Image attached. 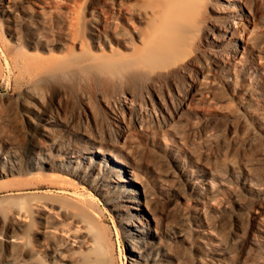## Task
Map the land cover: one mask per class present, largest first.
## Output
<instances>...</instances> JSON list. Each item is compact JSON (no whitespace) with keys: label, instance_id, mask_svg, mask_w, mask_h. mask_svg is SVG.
Segmentation results:
<instances>
[{"label":"bare ground","instance_id":"6f19581e","mask_svg":"<svg viewBox=\"0 0 264 264\" xmlns=\"http://www.w3.org/2000/svg\"><path fill=\"white\" fill-rule=\"evenodd\" d=\"M18 1L0 4L13 11ZM105 2L108 6L101 8L90 0L83 8L41 7L38 21H30L36 36L29 48L40 43L51 49L48 33L57 35L67 52L56 56L28 49L12 56L13 72L27 82L20 98L31 129L29 148L63 150L62 155L40 158L49 166H37L63 171L99 191L132 237L131 264H264V173L254 164L264 160V83L258 78L264 65L255 60L247 64L246 55L262 48L261 34L255 25L241 26L243 19L259 18L258 5L264 11V0ZM53 90L97 97L110 115L108 131L98 125H63L45 103V93ZM227 90L237 100L235 106ZM216 91L222 96L209 97ZM201 103H215L231 119L229 140L206 159L180 131H175L178 143L157 136L162 130H179L188 110ZM133 129L152 138L145 161L150 173L128 145ZM0 149L8 162L23 159L24 150L14 141L0 139ZM5 173L0 168V175ZM63 191L72 201L58 211L36 208L45 234L38 248L26 249L18 231L23 209L10 210L0 229L1 263L39 264L35 259L41 255L61 258L58 264L75 263L78 257L62 251L55 234L62 220L80 230L77 210L93 198L79 190ZM166 196L178 198L176 216L168 220L155 209V202ZM226 227L236 229L232 238L226 239ZM155 233L165 243L159 252L150 240ZM173 234L188 247L179 248L170 239ZM81 264L96 261L85 258Z\"/></svg>","mask_w":264,"mask_h":264},{"label":"rangeland","instance_id":"374dc122","mask_svg":"<svg viewBox=\"0 0 264 264\" xmlns=\"http://www.w3.org/2000/svg\"><path fill=\"white\" fill-rule=\"evenodd\" d=\"M88 3L89 0H20L13 11H4L0 4V139L14 141L24 150L22 160L8 162L7 154L0 149V168L6 172L0 175V229H3L5 221L8 220L10 210L23 209L22 229H18V231L24 236L26 249L38 248L40 241L45 238V234L42 232L43 220L36 208L41 207L44 212H48L47 210L56 212L62 205H67L72 201L71 194L63 191L65 188L72 191L79 190L84 194L90 193L93 198V201L86 203L83 209L76 211L79 214H77L78 219L83 221L82 228L76 230L67 220H62L59 223V230L55 234V239L63 243L62 251L70 255L75 254L78 257L75 263L71 264H81L83 259L91 257L96 261V264H131L129 255L132 252V237L125 233L124 223L118 216V211L114 210L111 204L106 203L99 191L74 177H69L63 171H50L48 168L44 169L37 166L38 163L40 166H49L40 158L49 159L51 155H62L63 150L49 152L45 149L29 148L32 138L31 129L25 115L27 109L22 105L20 98L21 95H24L23 89H25L27 82L17 72H13L11 66L12 56L21 54L20 52L24 53L28 49L56 56L64 55L68 50V46L60 43L57 35H48V33L46 38L52 41L51 49L42 47L40 43L29 48L30 38L36 36L35 30L30 26V21H38L36 14L38 9L46 7L48 10L56 11V9H67L74 6L83 8ZM90 4L97 8L108 6L105 0H90ZM258 7L259 18L256 21L243 19L241 26L252 28L255 25L258 33L261 34L262 48L259 49L261 51L256 48L252 49L246 57L248 59L247 64L250 65L255 60L259 66H263L264 11L260 5ZM258 78L264 83V73L258 75ZM53 91L45 93V103L62 120L63 125L69 124L88 128H94L98 125L108 131L110 115L104 103L97 97L84 99L78 90L70 91L67 94L59 90ZM224 93L226 95L228 93L231 105L235 106L237 100L232 92L227 90ZM209 95V97H220L222 93L216 91L209 93ZM26 98L33 103H39L29 97ZM131 121L129 119L128 123L133 128ZM230 123L231 119L226 112L220 111L215 103L214 105L201 103L200 108L188 110L185 119L180 123L179 130H162L157 136L178 143L180 133L189 143L193 141V146H196L198 154L206 159L208 155L219 153L225 145V141L229 140L231 135L229 136L227 127ZM175 131L180 132L175 133ZM131 134L134 137H132V141L128 142V145L133 146L139 159H142L141 162H144L141 164L142 169L150 173L145 161L150 159L149 147L152 146V138L146 137L136 129H133ZM253 157H255V153ZM254 161L257 170L264 173V160ZM224 171L227 172L228 168H224ZM177 199L176 196H166L157 200L155 202L157 213L165 220L175 217ZM193 228H199V226L194 223ZM201 229H206V225L201 224ZM226 231V239L232 238V235L236 234L235 228L226 227ZM135 232L138 231L135 230ZM165 239L167 240V238ZM170 239L179 244L181 249L188 247V243L182 241L180 237L174 238V234L173 238ZM150 240L155 243L154 251L159 252L164 248L165 243L160 234H153ZM87 241L90 243L88 244ZM220 247L227 250L225 246ZM35 260L39 264H58L61 258L41 255ZM0 264L5 263L0 262ZM18 264L22 263L19 262Z\"/></svg>","mask_w":264,"mask_h":264}]
</instances>
